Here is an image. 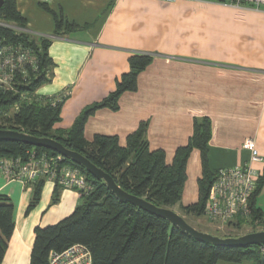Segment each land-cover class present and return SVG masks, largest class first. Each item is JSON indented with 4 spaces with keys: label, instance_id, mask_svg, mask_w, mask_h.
Instances as JSON below:
<instances>
[{
    "label": "crops",
    "instance_id": "obj_1",
    "mask_svg": "<svg viewBox=\"0 0 264 264\" xmlns=\"http://www.w3.org/2000/svg\"><path fill=\"white\" fill-rule=\"evenodd\" d=\"M17 8L27 19L25 32L51 40L52 79L36 94H67L54 129L70 128L84 108L114 91L130 71V57L143 52L153 60L139 74L137 90L121 95L119 109L95 111L84 126L87 139L117 135L126 145L145 121L150 148L163 149L171 163L193 134L194 118L206 116L212 123V170L249 161L243 147L248 138L264 157V6L235 7L230 0H17ZM56 17L63 20L60 28ZM253 166L263 175L264 161ZM201 173V153L193 149L181 203L198 200ZM56 187L45 180L29 209L36 182L10 181L0 173V194L11 199L15 221L2 264H30L35 227L57 223L80 203L75 190L62 186L54 203ZM262 193L264 184L257 197L264 208Z\"/></svg>",
    "mask_w": 264,
    "mask_h": 264
},
{
    "label": "trees",
    "instance_id": "obj_2",
    "mask_svg": "<svg viewBox=\"0 0 264 264\" xmlns=\"http://www.w3.org/2000/svg\"><path fill=\"white\" fill-rule=\"evenodd\" d=\"M56 18L60 28L63 20ZM0 20L20 28L27 26L26 17L17 8V0H4ZM0 31L8 41L30 46L39 66L37 73L30 70L29 78L24 79L18 73L12 87H0L1 129L54 138L103 168L125 191L157 206L173 209L179 205L184 214L205 215V205L219 169L212 170L208 163L212 136L209 117L194 118L193 134L185 145L176 149L171 163L166 161L163 149L150 148L145 121L127 136L126 145L120 144L117 135L95 134L91 140L84 135L85 123L95 111L104 107L117 110L121 95L137 90L138 76L152 62L151 54H133L130 71L117 81L114 91L84 108L70 128L56 130L54 125L61 120V106L67 95L63 93L64 97L56 101L57 95L36 94L42 84L52 79L54 64L48 54L51 40H35L27 32L10 27H1ZM55 32L60 33L59 30ZM30 148L57 153L49 148L17 141H0V156L23 155ZM193 149L200 151L202 160V173L198 179L199 197L196 202L185 205L181 201L187 180V162ZM66 162L81 169L92 189L80 197V203L68 216L55 224L35 227L30 264H47L51 250L61 251L75 243L89 246L92 264H217L220 260L233 263L250 260L253 264H264L260 246L222 247L199 241L167 219L131 202L121 201L103 180L97 179L81 164L68 158ZM45 180L36 181L29 209L37 204ZM263 184L264 171L251 197L252 215L248 220L238 218L235 221L238 226L248 221L253 225L264 221V208L258 205L257 199ZM56 185L54 203L58 200L61 186ZM14 228V205L7 195L0 194V264Z\"/></svg>",
    "mask_w": 264,
    "mask_h": 264
},
{
    "label": "built area",
    "instance_id": "obj_3",
    "mask_svg": "<svg viewBox=\"0 0 264 264\" xmlns=\"http://www.w3.org/2000/svg\"><path fill=\"white\" fill-rule=\"evenodd\" d=\"M230 4L235 7L250 5L259 8L264 6V0H230ZM1 27L26 30L0 20ZM30 70L34 73L39 71L37 56L33 49L22 42L8 41L0 31V87H12L18 73L24 79L29 78ZM64 94L57 95L56 101L64 97ZM243 147L250 151L249 161L242 165L221 167L217 171L204 212L212 221L229 223L238 218L248 220L252 215L250 201L258 187L260 176L253 164L263 162L264 157L259 153L253 138L246 139ZM0 173L10 181L18 180L23 183L36 182L44 178L64 188L75 190L80 197L92 189L81 169L66 162L62 154H53L36 148L27 149L23 155L0 156ZM260 249L264 257V245L260 246ZM92 263L89 246L75 243L61 251L51 250L47 264Z\"/></svg>",
    "mask_w": 264,
    "mask_h": 264
},
{
    "label": "water",
    "instance_id": "obj_4",
    "mask_svg": "<svg viewBox=\"0 0 264 264\" xmlns=\"http://www.w3.org/2000/svg\"><path fill=\"white\" fill-rule=\"evenodd\" d=\"M4 0H0V8L3 5ZM0 141H17L25 144H29L35 147H45L52 149L53 151L62 154L64 157L71 159L82 166L96 176L97 179L103 180L107 187L114 192V194L121 201H128L134 205L146 209L160 217H163L170 221L173 225L181 228L185 232L192 235L199 241L212 243L222 247H248L252 245L263 246L264 245V230L250 232L236 237H224L214 235L208 232L198 230L192 226L183 215L178 213L172 208L157 206L143 197L133 195L125 191L114 178L107 173L103 168L97 166L89 158L82 153L72 150L62 144L60 141L51 137H37L25 132H20L13 129H1L0 128Z\"/></svg>",
    "mask_w": 264,
    "mask_h": 264
},
{
    "label": "rangeland",
    "instance_id": "obj_5",
    "mask_svg": "<svg viewBox=\"0 0 264 264\" xmlns=\"http://www.w3.org/2000/svg\"><path fill=\"white\" fill-rule=\"evenodd\" d=\"M93 104V103H92ZM59 122V121H58ZM260 199L264 201V193L260 195ZM175 211L183 215L187 221L197 228L198 230L208 232L214 235L224 236V237H236L241 236L250 232L264 230V221L256 223V225L251 224L249 221L238 226L235 221L229 223H221L218 221H212L205 215L194 216L190 214H184L181 208L176 205L173 207ZM229 261H218V264H229Z\"/></svg>",
    "mask_w": 264,
    "mask_h": 264
}]
</instances>
